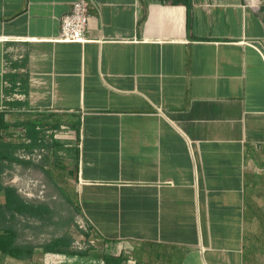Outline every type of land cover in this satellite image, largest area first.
Segmentation results:
<instances>
[{
	"label": "crops",
	"instance_id": "obj_1",
	"mask_svg": "<svg viewBox=\"0 0 264 264\" xmlns=\"http://www.w3.org/2000/svg\"><path fill=\"white\" fill-rule=\"evenodd\" d=\"M74 1L0 0L6 134L74 131L36 149L111 264H264V0H91L57 42Z\"/></svg>",
	"mask_w": 264,
	"mask_h": 264
},
{
	"label": "rangeland",
	"instance_id": "obj_2",
	"mask_svg": "<svg viewBox=\"0 0 264 264\" xmlns=\"http://www.w3.org/2000/svg\"><path fill=\"white\" fill-rule=\"evenodd\" d=\"M12 139L15 140V138ZM44 142L49 144L50 139L45 138ZM59 143L67 144V142ZM37 151L39 152L37 155L41 158L36 156L34 160H29L32 161V166H23L16 163L2 165L3 172L0 174V183L4 186L14 187L23 200L31 204L42 205L47 208V211L39 218L20 215L10 217L9 214H5L4 219H1L0 226L14 228L18 234L17 243L35 247L38 254L41 245L58 237H70L73 241L71 249L74 251L81 252L90 248L99 251L101 247L94 241V238L87 236L89 228L78 216L74 205V197L70 190L61 184L58 186L53 181L58 179V176L54 175L56 173L54 168L57 166L49 164L48 150L38 149ZM16 154L18 156V151ZM55 159L58 162L57 169L63 170L59 173H66V168L70 167L66 163H69L70 160L66 159L65 154L55 156ZM65 261L62 256L58 255H42L41 257L37 255L30 260L23 261L8 257L1 258L0 264H64ZM77 263L75 259L69 261V264ZM90 264L100 263L93 262Z\"/></svg>",
	"mask_w": 264,
	"mask_h": 264
},
{
	"label": "trees",
	"instance_id": "obj_3",
	"mask_svg": "<svg viewBox=\"0 0 264 264\" xmlns=\"http://www.w3.org/2000/svg\"><path fill=\"white\" fill-rule=\"evenodd\" d=\"M7 111L0 110V174L3 172L2 165L4 164H21L23 166H32V161H24L17 156V151L24 150L25 152H31L36 148H57L56 143L46 145L43 139H41V131H37L36 127L41 123L36 121H25L15 126H22L26 133L25 138L29 141L24 143L21 141H15L11 135L6 134V130L9 125L5 123L4 116ZM14 126V125H13ZM53 128L57 125L52 126ZM78 133V130H76ZM47 159V157H45ZM49 159V157H48ZM0 225L1 219H4L5 214H9L10 217L15 215L26 216L31 218L42 217L47 211V208L42 205H35L26 202L17 193L16 189L11 186H4L0 183ZM86 235V234H85ZM88 236V235H87ZM18 234L16 230L8 226H0V256L2 258H11L18 261L30 260L34 256H45V255H58L62 256L69 264L68 260L75 259L77 264H90L93 262L102 261L104 264H111L112 259L110 257H98L93 249L85 251H74L71 249L72 240L70 237H58L52 239L50 242L41 245L40 252L38 254L35 247L31 245H19L17 243Z\"/></svg>",
	"mask_w": 264,
	"mask_h": 264
},
{
	"label": "built area",
	"instance_id": "obj_4",
	"mask_svg": "<svg viewBox=\"0 0 264 264\" xmlns=\"http://www.w3.org/2000/svg\"><path fill=\"white\" fill-rule=\"evenodd\" d=\"M91 5V0H75L72 3L69 13L62 16L60 19V31L55 39L57 42L82 44L87 41L85 34L90 20L89 8ZM45 134L46 138H49L51 142H67L68 144L75 140L74 131L65 125H60L56 129L48 130ZM13 138H16V135L13 136ZM23 142L28 143L29 141L23 140ZM37 150L38 149H33L31 152L19 150L18 157L24 161L34 160V158L38 156L37 153H39ZM38 158L41 157L38 156ZM127 263L134 264V261L128 259Z\"/></svg>",
	"mask_w": 264,
	"mask_h": 264
}]
</instances>
